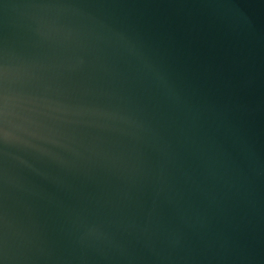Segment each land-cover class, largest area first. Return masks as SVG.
<instances>
[{"label": "water", "instance_id": "95a60500", "mask_svg": "<svg viewBox=\"0 0 264 264\" xmlns=\"http://www.w3.org/2000/svg\"><path fill=\"white\" fill-rule=\"evenodd\" d=\"M0 264H264V0H0Z\"/></svg>", "mask_w": 264, "mask_h": 264}]
</instances>
